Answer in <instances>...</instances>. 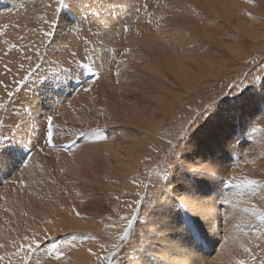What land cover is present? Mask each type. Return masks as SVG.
Here are the masks:
<instances>
[{"label": "bare ground", "instance_id": "6f19581e", "mask_svg": "<svg viewBox=\"0 0 264 264\" xmlns=\"http://www.w3.org/2000/svg\"><path fill=\"white\" fill-rule=\"evenodd\" d=\"M145 3L146 0H67L61 8L57 0H0V81L4 82L0 85V103L4 107L10 103L0 124L3 128H0V135L9 137L3 157L6 163L0 167V244L5 245L0 248V255L5 256L0 264H9L12 259L16 264L22 263L23 253L9 256L17 251L10 241L26 243L22 238L32 233L41 238L45 234L49 238L56 237L58 242L68 238L63 237L68 234L92 237L93 220L99 227L102 203L116 198L103 194L94 201V182L99 184L101 176L130 185L134 178H139L138 166L146 162L148 167L151 166L147 159L154 155L155 147H147L137 139H112L111 143H104V153L99 147L94 148L101 155L99 170L89 167L90 175L82 173L86 167L85 157L91 150L80 147L82 140L76 135L89 124L86 117L94 108L101 112L107 110L81 103L86 94L100 89L101 93L105 90L106 95L110 89V93L116 90L117 95L118 88L122 92L126 87L130 88L128 97L123 93L117 95L116 112L109 115L94 112L91 118L94 124L104 118L97 124L101 126L106 122L114 124L121 118L127 120L132 114L135 122L143 124L146 121L136 117L140 108L134 96L137 97L139 90L152 91L158 76H162L160 71L166 72L173 83L186 92L192 91L199 82L210 83L206 87L212 89L221 79L235 72L234 64L237 68L250 65L253 62L252 43L261 44L264 39L263 23L260 21L259 26L249 22L250 18L259 21L264 17V0H254L252 4L246 0H147L150 6L141 10ZM174 3L179 5L178 9L174 8ZM188 5L194 11L195 20L202 16L208 18L197 21L199 27L187 22L189 25L183 31L189 30L191 37L198 38L193 43L191 37L185 41L182 35L176 34L181 28L177 20L178 23L185 20L175 17L183 16ZM221 28L228 29L220 34ZM45 32L52 35L45 36ZM9 44L16 47L9 50ZM125 49L130 51L125 52ZM81 51L86 56L85 64L92 65L95 73L87 72L81 65ZM73 54L78 64L72 62ZM69 69L73 78L66 80L63 76ZM37 77L45 80L33 83ZM4 85L13 93L12 99L7 96ZM137 87L141 89L136 91ZM4 107L0 108V114ZM28 108H31L30 112H27ZM48 115L53 117L56 126L54 147L41 137L44 118ZM33 122L36 131H31ZM56 122L64 125L62 135ZM219 127L217 125V129ZM58 130L59 137L67 141L61 142L57 138ZM128 131L138 134L135 124ZM238 131L242 128L234 130L236 134ZM117 132V129H106L103 135L111 137ZM220 133L218 129L213 138L189 144L186 143L191 138L187 135L177 150L179 154L183 152L182 170L204 165L220 177L231 166L237 165L241 152L248 157L246 152H250V144L241 146L234 141L227 145L219 139ZM69 136H72L70 141ZM45 155L56 160L57 177L53 183L58 187L46 188L44 185L40 170L41 166L44 168ZM19 169L23 171L18 172ZM186 178L181 174L173 176L170 190L168 183L162 185L174 204L179 206L180 202L185 207L174 210V206H168L171 203L166 193L157 192L156 198L160 196L158 206H154L148 222L147 217L144 219L146 226L142 222L147 232H143L144 239H141L132 264H190L191 259H199L202 264L204 261L207 264H237L238 260L247 261L259 255L260 261L264 259V234L259 240H241L238 245L234 242L217 245L222 239V228L217 225L220 219L216 200L222 193L223 183L206 176H193L189 182ZM80 180L85 181L86 187L81 188L84 192L80 191L79 197L76 185ZM20 181L26 185L22 186ZM112 181L105 185L110 191H117V187L111 186ZM205 213L211 218H206ZM212 222L218 226V231L211 230ZM105 237V246L109 248L106 242L109 239ZM245 248L250 252H245ZM247 254L248 259L245 258ZM37 258L40 264H90L94 261L89 255L82 256V252L73 250L57 259L54 254L46 253L43 246L30 253L27 264H35Z\"/></svg>", "mask_w": 264, "mask_h": 264}, {"label": "rangeland", "instance_id": "374dc122", "mask_svg": "<svg viewBox=\"0 0 264 264\" xmlns=\"http://www.w3.org/2000/svg\"><path fill=\"white\" fill-rule=\"evenodd\" d=\"M173 6L178 9L179 5L174 3ZM190 7V5L187 6L184 10V15L182 14L183 16L178 18L175 17V19L185 20L183 23H178L177 20V24L181 28L179 29V32H176V34L182 35L181 37H183L185 41L189 40L192 32L189 30L183 31L184 28L188 27L189 24L199 27L197 21L208 19L205 16H202L195 20L194 11L189 9ZM158 8L160 10L161 7ZM238 14L241 15V13ZM250 14H253L252 11ZM260 21L264 25V17L259 19V21L257 18L249 19V22L254 25H259ZM226 29L228 28H221L220 34L226 33ZM191 39L192 43L198 40V38L193 37H191ZM199 39L201 42V37H199ZM233 39L234 38L232 37V40ZM203 41L204 40H202V43H204ZM205 44H208V42H205ZM252 44L250 51L252 53L251 58L253 62H251L250 65H244V67L241 68H237L238 66L234 64L233 69L235 72L229 75V77L221 79L217 82L216 87H211L212 89L206 87L210 83L199 82L196 87H193L192 91L186 92L175 85L171 77L163 71H160L162 76L161 78L158 76L159 79L156 80V86L152 91L141 92L138 89H141V87H137L136 91L137 89L139 90L137 91L138 95L135 94L137 97L134 96V98L140 109L137 112L136 117H142L143 119L140 118V120L146 121V123L143 124L135 122L132 114L129 115L127 120L121 118L114 124L106 122L101 126H97V124L104 118L96 121V124L93 123V119L91 118L92 113L101 112L94 107L106 108L107 110L105 112H101L106 115L116 112L118 110L116 105L119 102V99L116 98L117 95L123 93L128 97L130 95L128 93L130 88L126 87L124 92L118 88L117 95L116 90H111V95L110 89L107 91L106 95L105 90L101 93L100 89H97L91 94H86L81 100V103H90V108L94 109L87 114L86 119L89 124L82 127V131L87 133V135L83 137H81L80 134L76 135L77 138L82 140V144L79 146L86 150H91L88 156L85 157L86 167L82 169V173L90 175L88 172L89 167H95L99 170L98 167L101 155L97 154L94 151V148L99 147L104 153V143H111L112 139L125 141L137 139L140 143L146 144L147 147H155V150L151 159H147L150 161L148 163H150L151 166L148 167L147 162L146 164L138 166L137 171L140 173L139 178H134L130 185L122 182H115L108 178H102L101 176L99 184L94 182V201L97 202L103 194L107 197L116 198L107 199L102 203L103 207L100 210V215L98 214V228L96 227L97 221L93 220L92 231L95 236L93 235L92 237H95L96 239H91V236L87 234H68L63 236L68 237L63 241L58 242L57 240L62 255L67 254L70 250L82 252V256L89 255L91 258H94V261H91L90 264H109L108 256L113 252H115V255L112 257L111 264H124L125 261L133 260L131 255L133 253H135V257L137 256L136 252L140 249L139 245L142 243L141 239H144V236L141 237V233L147 232L145 227H143V223L146 226L144 219L147 217L146 221L148 222L147 219L152 215L154 206L155 208L158 206L157 199H159L160 196H157L156 198V195H158L157 192L163 191L170 198L171 204L168 206H174V210L179 208L177 204H174L172 198L169 196V192H166L162 187L163 184H160V176L166 165L172 162L171 146L179 141V136L182 130L188 128L187 122L190 119H196L197 113L203 112L204 107L207 104L215 105L187 134L188 138H191V140L187 141L186 144L194 143L200 139H208L209 137L213 138L216 131L220 129L222 132L220 134H222V136L219 134V139L221 138L223 142L227 143V145H229V143H235L234 141H238V143H241V146L246 143L250 144L252 147L250 148V152H246L248 157H245L242 152L240 153L236 160L237 165L231 166L223 175H221L219 177L220 182L222 183V179L223 181H226L232 177L239 179L244 176L264 180V39L261 44ZM80 54L79 57L82 61L81 65H85L86 56L82 51ZM219 62H221V60H219ZM103 81L107 83L111 82L106 79H103ZM234 85H239L241 90L236 95L223 96ZM104 103L108 104L104 105ZM9 105L10 103L8 106L4 107L3 113L0 114V119H3L6 116ZM3 121L4 119L0 122L3 123ZM56 123L61 127L62 135L64 125L59 122ZM133 124L137 127V136L128 131L129 128L133 129ZM217 125H220L218 129ZM237 127H241L242 131H238L236 134L234 130H236ZM2 129L3 128H1V130ZM96 129L100 130L99 135L96 134ZM106 129H117L118 132L110 137L103 135ZM42 134L43 130L41 131V137ZM56 134L61 142L67 141L64 137H59V130ZM101 137L104 138L101 139ZM67 139L68 141L72 140V136L67 137ZM169 141H171V145L169 144ZM184 141H186V138ZM44 147L45 146H43V148ZM62 150L64 151L65 149ZM202 150L203 149H201V151ZM180 154L182 159L184 157L182 156L183 152ZM205 158L208 159V157ZM43 164L44 168L41 166L40 171L44 178L43 182L45 187L48 188L51 185L55 186L56 184L53 183L57 177L55 158L50 155H45L43 158ZM19 171L21 172L23 170L19 169L18 172ZM180 174L183 178L187 177L188 182L191 181L190 179L193 177L190 170L184 171L180 164L176 165L167 181L169 190L173 188V176L176 177ZM108 181H112L111 186L117 187L118 190L110 191L109 186L105 185ZM20 183L22 186L26 185L23 181H20ZM84 185L85 181L81 180L76 185V194H78V196L84 190L81 189ZM137 201H141V203L138 204ZM216 205L219 208L218 217L220 219L219 222H217V225L222 228V230H220V236L222 235V239L220 240V243L217 241L218 246H223L225 243L229 244L231 242L238 245L241 240H248L250 238H256L259 240L264 234V219L260 218L261 213H264V195H253L247 192L240 195L239 189L223 183L222 193L216 200ZM122 217H127L128 219L133 220V225L129 230L128 237L124 240H121L120 237L123 235L124 229L127 227V219H121ZM247 217L253 219L249 220ZM257 227L258 230L256 229ZM104 236H106V239H109L106 242L110 247L106 248L105 246L104 249H101L99 245L100 243H104ZM112 236L115 238H110ZM69 242H73L74 246H69ZM115 245H119V247L115 248ZM89 249H91L92 252L97 253L98 256L90 254L88 251ZM245 258H250L249 254H247ZM259 258L260 255L258 258L255 257V264H258V262L260 264ZM12 261L13 263L11 264H16L14 259H12ZM247 261L248 264H253L252 258ZM17 264L22 263L19 262ZM169 264H172V262Z\"/></svg>", "mask_w": 264, "mask_h": 264}, {"label": "snow or ice", "instance_id": "6c2138e0", "mask_svg": "<svg viewBox=\"0 0 264 264\" xmlns=\"http://www.w3.org/2000/svg\"><path fill=\"white\" fill-rule=\"evenodd\" d=\"M67 0H57V3L61 6V8L63 6H65ZM247 3L252 4L254 2V0H246ZM145 6H150L147 5V0L145 4L141 5V10H143V8ZM43 19V18H42ZM160 19H164L163 17H161ZM55 24H53L54 27ZM5 27H7V25H5ZM45 36H51L52 33L51 32H45L44 33ZM5 43H7V41H5ZM16 45L13 44H9V50L15 48ZM36 51L38 52L39 50L36 49ZM130 51V49H125V52ZM73 63L78 64L79 61L76 60L75 54H73ZM22 67V65H21ZM5 68H7V65H5ZM84 69L87 72L90 73H95V69L92 65H88L85 64L84 65ZM8 71H11L10 69H8ZM64 79H72L73 78V73L71 71V69L67 70L64 73ZM45 79L41 80L39 77H37L36 80L33 81V83H40L43 82ZM4 82L0 81V85H3ZM5 91L7 93V96L9 98H11L13 96V93L11 91L7 90V85H4ZM241 90V87L239 85H234L231 87V89L224 94L225 95H236L239 91ZM60 103L59 101L57 102V104ZM215 105V104H214ZM213 104H207L204 107V111L203 112H198L197 113V117L196 119H190L187 123H188V128L187 129H183L180 136H179V141L175 144L172 145V162L167 164L163 173L160 176V183L164 184L167 183L170 175L172 174L173 170L175 169V166L178 164H183V161L181 160V155L178 153V149L181 146V143L184 142L185 138L187 137V134L192 130V128L195 126V124L204 116H206L208 114V112L214 107ZM4 105L2 103H0V108H3ZM23 107V106H22ZM31 108L27 109V112H30ZM45 123L43 126V134H42V139L45 140L47 142V144L50 147H54L55 145L53 144V137H54V129H55V125L53 123V117L51 115H48L44 118ZM2 123V122H0ZM21 129V126L19 129H17L18 133ZM37 130V126L35 125V123L33 122L31 124V131H36ZM99 129H96L95 132L97 135H99ZM87 133L81 131L80 132V136H86ZM104 137H101V139H103ZM9 141V137H5L3 135H0V167H3L4 164L6 163V161L3 159L5 152L7 151V143ZM169 144L171 145V141H169ZM189 170L192 172L193 176H206L208 178L211 179H219V176L217 174L216 171H214L212 168H209L207 166L202 165L200 168L198 169H193L189 166ZM222 183L227 184L230 187H234L236 189L240 190V195H243L245 192L247 193H251L253 195H264V180H259V179H255V178H251L248 176H244L242 178H236V177H232L226 181H223ZM137 203H141V201H137ZM179 203L180 207H185L184 204ZM138 211V209H137ZM259 211V210H256ZM76 215L79 216L80 213L76 212ZM205 217L206 218H211L209 213H205ZM261 219H264V213H261L260 215ZM121 219H127V227L124 229L123 235L120 237L121 240H124L128 237L129 234V230L132 228L133 225V220L128 219L127 217H122ZM210 228L212 231H218V226L214 225V223L212 222L210 224ZM144 234L141 233V236H143ZM91 239H96L95 237H90ZM23 241H25L26 243H17V241L12 240L10 241V243L12 244V246L14 248H16V252L14 253H10L9 256L12 255H20L21 253H23L22 256V264H27L28 260L30 259V253L33 251H37L39 250L42 246L45 249V252L48 254H54L56 256L57 259H61L62 258V254L60 252V246L57 243V238L56 237H52L49 238L46 234L43 236V238L39 237L36 235V233H32L31 236H24ZM75 239V237H74ZM193 242L195 243V237H193ZM69 246H74L73 242H69ZM5 245L4 244H0V248H4ZM99 247L101 249L105 248V244L104 243H100ZM115 248H118L119 245H115ZM142 247V246H141ZM90 254L92 255H96L98 256L97 253L92 252L91 249L88 250ZM245 252H250V249L245 248L244 249ZM115 255V252L111 253L108 256V260H109V264H111V260L112 257ZM133 259H135V253L131 254ZM99 258V257H98ZM5 259V256L0 255V261H3ZM253 260V264H255V257H252ZM9 264H11V261L9 262ZM35 264H40V259L37 258L35 261ZM124 264H132V260H128L125 261ZM190 264H202V262L199 259H191L190 260ZM203 264H207L206 261L203 262ZM237 264H248V261L246 260H238ZM260 264H264V259H262L260 261Z\"/></svg>", "mask_w": 264, "mask_h": 264}]
</instances>
